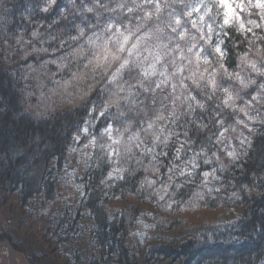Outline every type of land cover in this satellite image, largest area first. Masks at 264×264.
<instances>
[{"label":"trees","instance_id":"1","mask_svg":"<svg viewBox=\"0 0 264 264\" xmlns=\"http://www.w3.org/2000/svg\"><path fill=\"white\" fill-rule=\"evenodd\" d=\"M119 3L131 0H0V218L10 198L14 225L52 214L44 257L28 253L30 264H79L80 243L84 264H264V9L229 0L234 18L221 26L227 9L214 0H136L143 12L104 11ZM157 6L137 35L159 27L179 49L180 71L164 63L161 75V58L144 92L136 76L150 68L141 63L149 52L122 53L128 64L117 72L112 42L104 48L98 37L109 25L108 35L125 32ZM208 9L211 32L200 19ZM216 58L225 75L201 92L187 77L212 79L205 60ZM82 146L90 152L67 194L65 162ZM201 211L217 215L188 220ZM14 232L0 223V241L15 248Z\"/></svg>","mask_w":264,"mask_h":264},{"label":"clouds","instance_id":"2","mask_svg":"<svg viewBox=\"0 0 264 264\" xmlns=\"http://www.w3.org/2000/svg\"><path fill=\"white\" fill-rule=\"evenodd\" d=\"M168 5L165 4L164 7L166 8ZM98 7H104L103 5H99ZM89 11H92V9H88ZM126 10L127 13H138L143 12V6L138 5L136 3V0H131V3H119L114 8H106L104 7L105 12H109L110 14L119 15L122 11ZM161 11L160 7L157 6L155 8V11L149 14H146L144 16H141L139 19V22L134 27H128L127 24H125V32L119 31L117 28L112 35H108V31L111 30L112 25H109V29L103 31L99 35V39L103 40V47L107 48L108 41L112 42V59L116 60L118 62V67H116V71L119 72L120 69L124 68L126 64H128V60L124 59L123 62H120L121 60V54L127 52L129 56L133 55V50L136 51L137 56H141L144 52H149V56H151V59L149 56L143 57V60L141 63L147 62L150 65V68L145 71L144 73V79H141L139 74L136 76L137 85L138 87H141L144 92H148L151 88V77L156 72V63H161V58H163V63L161 65L160 74L164 75V67L163 64L166 63L169 67L175 68L176 72L172 73L171 75H176L180 71L179 64L180 61L173 58V54L176 53L179 49L177 47L169 48V44H172L173 41L168 38L159 27H154L151 29V35H148L145 33L144 35H137L141 32L142 29H146L148 27L149 20L154 17L157 13ZM171 23V22H170ZM179 24L175 21V26H173V31L176 30V27H178ZM127 33V34H125ZM179 35V34H178ZM105 36H107V39H104ZM161 39L167 40V43H157ZM189 39H192L189 37ZM149 42H151V47L149 46ZM199 42L198 40L196 41ZM125 44H128L129 47L126 49ZM159 48L160 53L155 54V49ZM186 51H191L190 48H187ZM135 66L139 68L141 66L140 63H136V61H133ZM193 64V61L191 58H188V64L185 65V71H191V65ZM207 67L210 69H213L210 73V76L212 79H209L208 77H205L202 73L195 79H193L192 76H188V79H192L193 84L196 86L197 89H199L201 92L208 86V83H211L212 81H215V76L217 73L220 74L221 77L225 75V73L221 72L220 70L223 68V63L218 58L214 59L212 63H206ZM213 64L218 65V67L213 68ZM264 75V72L261 73ZM100 75V81H94L92 87L95 88L101 81L104 80L103 73H98ZM231 79L238 80V77H231V74H228ZM147 81V83L145 82ZM254 81H249V83H253ZM216 88H219V85H216ZM123 91V89H121ZM87 95V93H85ZM199 107H203V105H198ZM243 111V109H241ZM162 119L163 117H158Z\"/></svg>","mask_w":264,"mask_h":264},{"label":"rangeland","instance_id":"3","mask_svg":"<svg viewBox=\"0 0 264 264\" xmlns=\"http://www.w3.org/2000/svg\"><path fill=\"white\" fill-rule=\"evenodd\" d=\"M79 138V137H77ZM90 152V147L88 146L85 148L82 146V148H77L72 153L71 157L65 162V171L66 175L62 177L61 180V186L63 183L65 184V187L68 191L67 194L71 193V173L75 170V168L81 169L83 165V157H86L88 153ZM65 178V180H64ZM66 194V195H67ZM13 199L10 198L5 206H2L1 213L2 218H0V223H7L9 221L10 228L13 227V230L15 228V236L13 235V243H16L15 248L9 245L8 243L4 241H0V264H30L27 260V254L31 253L35 258V253L38 251L40 253V257H44V250L39 251L40 243V237L41 232L44 229V227L49 223L51 219V215H40L37 218L31 220L22 222L19 218V220L15 223H12L13 221L10 220V218L17 214L18 208L16 204H13ZM58 207V204H55L54 209ZM209 219H212L217 215V213H210L207 211H201L199 213H192L189 216H187L190 222H194L196 220L195 216L200 215ZM4 218H7L9 220H6ZM6 220V221H5ZM13 234V233H12ZM75 236V235H74ZM75 244L74 247H77L76 241L72 242ZM80 243V242H79ZM84 244V243H83ZM77 254L80 255L79 264H84L88 258L87 251L84 250V245L81 243L77 247ZM43 263L39 264H58L57 262H52L50 260H43Z\"/></svg>","mask_w":264,"mask_h":264},{"label":"snow or ice","instance_id":"4","mask_svg":"<svg viewBox=\"0 0 264 264\" xmlns=\"http://www.w3.org/2000/svg\"><path fill=\"white\" fill-rule=\"evenodd\" d=\"M214 2H215L217 5H219V7L224 8V9H227V11H225V12L223 13V16L221 17V19H222V25H221V26H229V25L231 24L233 18H234V15H233V9H232V7H230V5H229V0H214ZM255 6L258 7V8H262V9H264V0H257V3H256ZM195 11L199 12L200 9H195ZM207 11L209 12V19H208V20H205L204 17H201L200 19H201L202 21H204L205 26H206V28L208 29V32H211V31L213 30V24L216 22V18H214V17L211 16V11H212V9H208ZM176 23L180 24L181 21H180V20H176ZM192 23H193V27H195V26H196V25H195V22L193 21ZM240 27L242 28L243 25L241 24ZM197 31H199V29H197ZM206 35H208V33H201V38H203V37L206 36ZM182 38H183V37H182ZM215 52H216V53H219L221 56H223V52H222V49H221V48L216 47V48H215ZM105 59H107V57H105ZM207 62H208V61L205 60V63H207ZM253 67H255V65H253ZM238 78H239V77H238ZM241 84H242L243 86H245V87L247 86V85H244V84H243V81H242V80H241ZM211 85H212L213 88H215V87H216V83H215V81H212V82H211ZM224 91H225V94H226V97H227V98L224 100V104L227 105V104L229 103V101L232 99V96H231V94L228 92V89H224ZM245 127H247V125H245ZM249 130L251 131V129H249ZM241 143H244V141H241ZM205 176H207V173H205Z\"/></svg>","mask_w":264,"mask_h":264}]
</instances>
